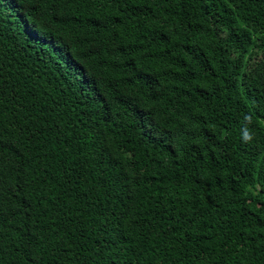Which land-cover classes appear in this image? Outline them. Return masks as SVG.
<instances>
[{
  "label": "trees",
  "instance_id": "1",
  "mask_svg": "<svg viewBox=\"0 0 264 264\" xmlns=\"http://www.w3.org/2000/svg\"><path fill=\"white\" fill-rule=\"evenodd\" d=\"M0 264H264V0H0Z\"/></svg>",
  "mask_w": 264,
  "mask_h": 264
}]
</instances>
